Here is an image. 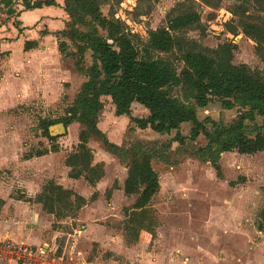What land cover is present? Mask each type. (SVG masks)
<instances>
[{"label":"rangeland","instance_id":"374dc122","mask_svg":"<svg viewBox=\"0 0 264 264\" xmlns=\"http://www.w3.org/2000/svg\"><path fill=\"white\" fill-rule=\"evenodd\" d=\"M233 5L229 0H101L100 11L108 19L113 17L120 20L125 26V41L136 47L139 45L137 37L146 41L147 32L165 27L170 17L186 11L195 12L200 17L198 27L183 30L178 35L202 48L214 49L229 43L235 47L232 51L233 65L244 64L252 71L264 74V50L257 48V44L236 27L237 17L230 13L231 9L235 10ZM247 14L255 19L256 23L261 24L258 21L260 17L264 20V14L254 8H250ZM226 23H230L228 26L235 30V34L227 31ZM77 28L81 31L89 29L83 25H78ZM95 28L101 37H106V31L98 26ZM62 41L66 43L65 53L62 54L64 64L72 67L77 76L73 82L74 88L68 93H61L55 104L31 100L12 109H0V183L14 187L12 196L15 198L21 191L16 184L27 176L38 173L40 177L31 181L36 184L40 182L41 189L47 181L54 180V177L44 176L50 166L55 168L57 176H62L51 157L28 162L23 158L25 155L56 150L51 154L63 151L64 159L78 144V123L69 125L64 134L55 136L56 139L52 141L46 139L40 129L43 121L64 117L66 109L72 105L86 79L84 73L92 63L91 52H82L78 40L70 41L69 38L62 37ZM161 56L174 58L176 55ZM175 65L179 70L182 68L180 62ZM126 74L134 76L135 70L131 69ZM80 80L83 82L79 86ZM172 95L184 100L180 88L174 89ZM101 101L103 108L98 114L97 124L100 123V127L105 128L111 135L122 139L120 146L141 147L143 151L151 154L152 167L158 174L160 189L148 206L152 217L154 216L153 222H156L155 232L152 236L145 238L143 235L140 238V245L155 252L156 258H159L155 264H164L167 261L164 258L172 259L175 262L173 264L185 257L198 259L200 254L204 255V251L206 256L209 252L213 254L214 263L238 264L242 261L245 263V249L248 246L264 249V224L261 226L260 222V214L264 209L263 153H222L217 162L220 166L217 174L211 162L207 160L210 155L203 156L204 149L208 146L207 139L202 134L191 139L190 123L181 125L178 131L158 134L150 128H137L128 116H117L109 97H103ZM187 103L192 104V101ZM247 110L248 108L240 106L226 109L221 100L213 98L205 108L196 109V116L212 131V122L226 127L243 116ZM144 114L145 109L134 103L131 116L140 119L147 117ZM244 124L249 136L253 137L258 132L264 134V117L255 115L253 119L244 120ZM177 134L183 139L181 143L175 140ZM88 147L92 150L96 162L107 157L104 166L107 168L108 177L103 180L106 185L105 193L107 192L105 197H112L114 202L109 206H96L108 211L105 215L100 214L94 218L97 219L94 222L107 224L114 228L127 244L135 245L133 228L124 230L127 221V218H124L125 213L136 199L135 196L128 197L123 192L127 169L117 157L104 152L97 137L93 136L89 140ZM75 183L79 185L76 188L82 186L79 182ZM85 210L86 208H82L81 212ZM55 223L61 233L58 243L65 245L66 234L71 235L68 238V249L74 243V256L69 260L71 254L65 255L68 257L67 261L73 264L87 263L86 260L90 256L88 253L91 251L95 254L97 249H86V244L78 239L74 230H79V223L71 219ZM247 229H251L252 234L249 235ZM178 249L181 252H175ZM77 252L84 255L76 254ZM49 254L53 257L52 253ZM93 256L91 255V258ZM133 256L138 259L141 257L140 253Z\"/></svg>","mask_w":264,"mask_h":264},{"label":"trees","instance_id":"16d2710c","mask_svg":"<svg viewBox=\"0 0 264 264\" xmlns=\"http://www.w3.org/2000/svg\"><path fill=\"white\" fill-rule=\"evenodd\" d=\"M229 1L234 3L235 10L231 9L230 13L237 17L236 27L240 28L244 36L252 39L257 48L264 50V20L260 17L258 21L261 24L256 23L247 14L250 8L264 14V0ZM23 3L27 10L43 4H55L53 0L33 4L23 0ZM100 6L101 0L65 1L70 22L60 36L67 37L70 41L78 40L82 52H91L92 63L84 73L86 79L72 105L66 109L64 117L43 121L40 129L43 136L52 141L56 138L50 135L49 128L63 124L66 130L73 123L80 125L78 144L65 160L69 178L83 179L93 187L103 177V164H93V153L88 147L93 136L99 139L105 152L124 164L127 175L123 192L128 197H136L125 213L127 221L124 230L133 228L137 240L141 231H146L151 236L155 232L156 222H153L154 216L152 217L148 206L160 189L158 174L152 167L151 154L141 147L115 145L99 130L98 114L103 108L101 99L109 97L116 115L130 117L139 129L150 128L158 134H169L178 131L181 125L190 123L191 139L200 134L207 139L208 146L204 149L203 156L210 155L207 160L219 174L220 166L217 162L222 153L236 151L241 155L264 154V134L258 132L251 137L244 124V120L253 119L255 115L264 117V74L252 71L244 64L233 65L232 51L235 47L229 43L214 49L202 48L178 35L183 30L198 27L200 17L195 12L186 11L170 17L165 27L149 30L146 41L137 37L139 45L136 47L125 41L124 24L113 17H104ZM229 24L226 23L227 26ZM78 25L89 29L81 31L77 28ZM95 26L106 31L105 38L98 34ZM227 31L236 33L230 26ZM62 42L58 47L61 54H64L66 43ZM161 54L176 56L162 57ZM176 62L182 63L180 70L175 65ZM131 69L135 70L134 76L126 74ZM176 88H180L184 100L172 95ZM213 98L221 100L226 109L240 106L248 110L226 127L212 122L213 129L209 131L198 120L196 109L205 108ZM189 100L192 104L187 103ZM134 103L147 111V117L136 119L131 116ZM175 140L180 143L183 141L178 134ZM53 152L56 150L25 155L23 158L29 160ZM95 197L93 195L92 199ZM35 200L46 213L57 220L65 216L75 217L86 204L81 196L64 190L52 180L42 186ZM260 222L262 226L264 209L260 214Z\"/></svg>","mask_w":264,"mask_h":264},{"label":"crops","instance_id":"0c3cea01","mask_svg":"<svg viewBox=\"0 0 264 264\" xmlns=\"http://www.w3.org/2000/svg\"><path fill=\"white\" fill-rule=\"evenodd\" d=\"M27 1L29 4H33L45 3L50 0ZM53 1L54 5L43 4L38 8L27 10L23 0H0V10L6 11L10 17L6 24L0 28V109H12L31 100L55 104L61 93H68L74 88L73 82L76 81L77 76L72 67L64 64L65 59L58 47L62 41L60 33L67 29L70 22L69 15L65 10L66 0ZM82 82L80 80L79 86ZM146 114L144 115L147 116ZM97 126L101 132L107 134L106 137L110 142L120 146L122 139L119 140L116 135H111L105 128L100 127V123ZM63 154V151L49 153L25 161L36 162L47 158V156L51 157V160L58 165V171L63 174L60 173L62 176H57L55 168L50 166L44 176L54 177L57 182L52 181L55 184L81 196L86 201L82 208H86V210L81 212V208L75 217L65 216L58 220L53 215L46 213L42 205L35 200L41 192L40 182L36 184L31 181L35 177H40L38 173L27 176L16 184L17 188L21 189L17 198L12 196L14 187L0 183V241L11 239L24 242L27 245L41 248L48 256H50L49 253H52L53 264H73L67 261L68 257H65V255L71 254L70 260L74 256V243L70 245V249L67 245L71 235L66 234L65 245L58 243V236L61 233L55 226V221L58 223L63 219H71L80 224H78L79 230H74V233L86 244V249H97L95 254L91 251L88 253L90 256L85 264H155V261L159 260L156 258L155 252L144 249L140 245V238L143 235L147 238L150 234L142 231L138 236L139 239L135 241V245L134 243L127 244L114 228L105 223L94 222L97 220L94 218L100 214L105 215L108 211L106 208L100 209L96 206L101 204L109 206L114 203L112 197L111 199L108 198L109 196L105 197L107 192L105 193L106 185L103 180L108 177L107 168L104 166L107 157L99 162L93 159V164H103L104 175L92 187L83 179L69 178V168L65 166L66 158H62ZM107 154L109 155V153ZM75 182H79L82 186L76 188L79 185ZM93 195H96L94 199H92ZM247 230L249 235L252 234L251 229ZM201 250L204 251V249ZM175 252L179 253L181 250L178 249ZM78 253L81 256L84 255L81 252L76 254ZM137 253H140V259L134 258L133 254ZM202 253L204 255L200 254L198 259L185 257L181 261H177V264H217L212 260L214 259L213 254L209 252V255L206 256L205 251ZM91 255H94L93 258ZM164 260H167L164 264L175 263L172 259L164 258ZM225 260L226 258H224V262ZM244 261L245 263L242 261L238 264H264V249L248 246L245 249ZM231 263L227 262L226 264Z\"/></svg>","mask_w":264,"mask_h":264},{"label":"built area","instance_id":"2783aa9c","mask_svg":"<svg viewBox=\"0 0 264 264\" xmlns=\"http://www.w3.org/2000/svg\"><path fill=\"white\" fill-rule=\"evenodd\" d=\"M10 19L6 11L0 10V28ZM54 259L41 248L24 242L4 239L0 241V264H53Z\"/></svg>","mask_w":264,"mask_h":264},{"label":"water","instance_id":"95a60500","mask_svg":"<svg viewBox=\"0 0 264 264\" xmlns=\"http://www.w3.org/2000/svg\"><path fill=\"white\" fill-rule=\"evenodd\" d=\"M49 131H50V135L56 136V135L64 134L66 130L63 124H58L49 128Z\"/></svg>","mask_w":264,"mask_h":264}]
</instances>
